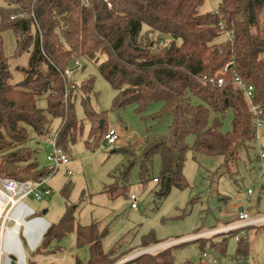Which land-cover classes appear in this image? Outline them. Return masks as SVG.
Instances as JSON below:
<instances>
[{
	"label": "trees",
	"instance_id": "obj_1",
	"mask_svg": "<svg viewBox=\"0 0 264 264\" xmlns=\"http://www.w3.org/2000/svg\"><path fill=\"white\" fill-rule=\"evenodd\" d=\"M206 1L3 0L0 176L35 182L49 178L50 170L38 163L39 150L30 147V129L36 138H42L52 134L53 122L60 120L57 144L69 153L84 133L76 114L79 99L91 125L87 147L102 143L110 127L105 112L97 113L90 105L95 79L88 78L79 86L73 77L67 80L63 76L79 59L97 64L116 91L112 110L135 106L145 121L171 117L168 135L147 136L138 152L131 146L114 151L122 153L125 162L111 174L112 183L105 188L110 199L129 195L133 183H155L158 200L168 197L173 188L186 189L184 168L191 151L194 156L223 158L220 176H231L235 161L255 147L253 114L241 91L231 84L219 87L207 83L204 77L221 75L232 60L230 69L255 86L256 103L264 106V0H219L216 11L204 9ZM8 30L16 36L12 58L29 55L27 66L19 67L23 79L16 83L2 35ZM229 32L233 33L230 39ZM224 34L227 39L219 42ZM41 100L46 101V108L39 106ZM155 103L162 105L161 110L147 117V109ZM229 113L231 130L223 132ZM190 136L194 137L192 145L187 141ZM157 156L160 168L156 175ZM71 233L76 235L77 247L88 251L87 258L76 257L75 264H116L127 254L105 252L107 228L97 223L82 226L72 206L47 230L38 254H56L49 250L53 244L63 250L61 243ZM239 234L230 232L194 242H200L204 252L209 249L226 256L229 240ZM249 238L248 232L240 236L236 257L251 256ZM160 243L151 233L143 238L141 247ZM185 244L143 254L125 264H176L174 249Z\"/></svg>",
	"mask_w": 264,
	"mask_h": 264
},
{
	"label": "rangeland",
	"instance_id": "obj_2",
	"mask_svg": "<svg viewBox=\"0 0 264 264\" xmlns=\"http://www.w3.org/2000/svg\"><path fill=\"white\" fill-rule=\"evenodd\" d=\"M2 5L3 0H0V7ZM218 6L219 0H207L204 9L216 11ZM262 18L264 19V11ZM2 35L5 53L11 58L10 69L13 80L15 83L20 82L23 74L19 67L27 66L29 55L25 53L19 58H12L16 49V36L11 30L4 31ZM226 39L227 36L224 34L218 41ZM79 61L81 69L73 76L74 81L80 86L88 78L95 79L90 105L97 113L105 112L106 123L110 128L117 129L120 140L117 144L110 146L105 143L104 137L102 143L96 148H88L87 141L91 125L85 118L82 100L79 99L76 104V114L84 126L83 136L69 148L68 154L71 161L68 167L60 168L44 183L43 189L51 191V194L44 195L40 200H37L34 195L24 200L25 204L36 213V215H28L25 218L27 222L42 216L50 224H57L66 212L67 206H72L77 222L82 226L97 223L100 227L107 228L109 233L103 240L105 252L127 253L116 263L119 264L126 260H133L146 249L170 244L198 232L205 233L223 228L234 223L242 211L248 212L251 218L264 217V165L260 158V151L264 144L259 143L255 144L249 154L243 153L239 160L235 161L231 167V176L227 174L220 176L222 173L218 170L224 164L223 158L194 156L191 151L187 154L184 168L188 184L186 189L173 188L168 197L158 200L155 196L158 190L155 183L152 181L145 185L133 183L128 193L137 196V209L131 208L129 195L110 199L104 193L105 188L112 183L111 174L125 162V156L114 151L131 146L138 152L140 143L147 136L168 135L171 117L165 116L159 121L152 119L145 121L136 112L135 106H128L120 111L112 110L116 91L102 77L97 64L85 59H79ZM39 106L46 108V101L41 100ZM161 108V104H152L145 114L151 117ZM231 119L232 115L229 113L223 122V132L231 130ZM60 123V120L53 122V134L59 129ZM30 139V147L39 150L37 160L40 167L48 168L47 156L51 148L47 147L41 138H36L31 129ZM187 141L192 145L194 137L190 136ZM159 168L160 157L157 156L154 168L156 175ZM68 171H71L72 175H68ZM135 172L136 170L133 174ZM0 178L2 179L1 176ZM249 191H252L251 196ZM9 209L10 206H7L4 214L0 215V237L1 229H4L5 233L7 229L16 226V222L10 218ZM263 225L264 222L247 230L250 234V255L261 262H264V233L261 232ZM24 232L25 226L22 227L19 236L23 242L27 264H35L34 261L40 255L38 247L42 242L35 249H31ZM151 233L161 243L146 248L141 247L143 238ZM183 243L186 244L174 249L176 264H184L188 261L193 264H209L204 257L205 252L218 258L220 264H230L231 259L237 256L238 242L234 237L229 240L226 256H220L209 249L204 252L200 242H182L177 245ZM61 246L63 250L53 244L49 250L56 254L46 258L47 260L40 264H75L76 257L86 259L88 256L87 248L77 247L75 233L69 234L62 241ZM164 249L165 247H162L150 254ZM6 256L3 255L0 264H6Z\"/></svg>",
	"mask_w": 264,
	"mask_h": 264
},
{
	"label": "built area",
	"instance_id": "obj_3",
	"mask_svg": "<svg viewBox=\"0 0 264 264\" xmlns=\"http://www.w3.org/2000/svg\"><path fill=\"white\" fill-rule=\"evenodd\" d=\"M233 33L229 32L228 37L229 39L232 37ZM234 66V61H229V63L226 65V67L221 71V75L219 76H205L204 81L219 87H223L226 85H232L237 90L241 91L250 107V110L252 111V123L254 127V133L256 136V143L264 144V106L261 104L256 103V88L254 85L247 83L245 80L240 78L237 71L234 69H230V67ZM81 69V63L79 60H76L74 62L73 68L66 70L64 72V78L67 80H70L75 72ZM68 94V89L66 90V96ZM60 129H58L54 134H50L48 136H44L41 139L43 140L44 144H46L47 147L51 148V152L47 156V160L49 163L48 169L50 170V177L53 176L58 170L62 167H68L70 164V156L68 153L63 151L58 144V135H59ZM120 140L119 133L116 128H110L108 132L105 135V143L107 145H115ZM38 142V141H37ZM260 158L261 162L264 165V146L263 149L260 151ZM68 175H72L71 171H68ZM49 177V178H50ZM48 178L41 180L40 182H35L32 180L27 181H17L15 179H1L0 178V190L3 191L8 199V206H10L9 211L11 212L10 215L15 213V211L18 209L19 206H24L28 210H31L24 202V200L34 195L37 200L42 199L44 195H50L51 191L43 189V185L46 182ZM157 181V180H155ZM252 195V191H249V196ZM137 196L135 194L130 195V201H131V208L137 209ZM30 215V214H28ZM26 215L25 217H27ZM264 222V217H256L251 218L249 213L246 211H242L238 215V219L232 223L229 224L223 228L220 229H214L210 230L205 233H199L196 235H193L191 237H187L181 240H178L176 242H171L170 244H163L159 246H155L154 248L146 249L142 251L141 254H148L151 252L157 251L158 249H161L162 247L165 249L169 248L170 246L177 245L178 243L182 242H190L195 241L199 239H205V238H211L216 235L220 234H227L230 232H239L240 234L235 237V240L237 242L240 241V236H245L247 234L246 229L252 226H257ZM4 234V229H1V237H0V243L2 240V236ZM167 246V247H166ZM204 257L207 258L209 264H220L218 258H216L214 255L205 253ZM1 259V257H0ZM230 264H264V262H261L259 259L255 257H234L231 259Z\"/></svg>",
	"mask_w": 264,
	"mask_h": 264
},
{
	"label": "bare ground",
	"instance_id": "obj_4",
	"mask_svg": "<svg viewBox=\"0 0 264 264\" xmlns=\"http://www.w3.org/2000/svg\"><path fill=\"white\" fill-rule=\"evenodd\" d=\"M9 199L7 195L0 190V215L4 214L6 207L8 206ZM31 210H28L24 206H19L18 209L10 215V218L16 222V226L12 229H7V231L3 234L2 240L0 243V257L3 255H7L6 257H10L14 254H19L20 246L17 240V235H20V231L23 226H25V236L28 239V242L31 246L35 244L37 240V236L42 225L41 221H35L32 223H28L25 219L26 215L30 214Z\"/></svg>",
	"mask_w": 264,
	"mask_h": 264
},
{
	"label": "water",
	"instance_id": "obj_5",
	"mask_svg": "<svg viewBox=\"0 0 264 264\" xmlns=\"http://www.w3.org/2000/svg\"><path fill=\"white\" fill-rule=\"evenodd\" d=\"M33 213L34 212L31 210L30 214H33ZM35 221H41L42 225L40 227V230H39V233H38V236H37V240L35 241V244L33 246H31L28 243L31 249H35L41 243L45 233L47 232V230L51 226V224L43 217L33 218L32 220L28 221V223H32V222H35ZM24 234H25V232H24ZM17 240H18V243H19V246H20V249H19L20 252H19L18 255L14 254V255H12L10 257H6V264H27L26 253H25V250H24L23 242H22L19 234L17 235ZM170 247H172V246H170ZM141 255H143V254H141ZM141 255H138L137 257H139ZM133 259H135V258H133ZM131 260H126V261H123V262H121L119 264H125V263H127V262H129Z\"/></svg>",
	"mask_w": 264,
	"mask_h": 264
},
{
	"label": "crops",
	"instance_id": "obj_6",
	"mask_svg": "<svg viewBox=\"0 0 264 264\" xmlns=\"http://www.w3.org/2000/svg\"><path fill=\"white\" fill-rule=\"evenodd\" d=\"M27 205V204H26ZM28 206V205H27ZM34 213H33V215H36V213H35V211L30 207V206H28ZM42 217V216H41ZM36 218V217H35ZM44 218V217H43ZM238 219V218H237ZM52 225V224H51ZM52 255H54V254H52ZM51 255V256H52ZM50 257V256H49ZM2 258V257H1ZM46 258H48V257H45V256H43V255H39V256H37V259L34 261V263L35 264H40L41 262H43V261H45V260H47Z\"/></svg>",
	"mask_w": 264,
	"mask_h": 264
}]
</instances>
